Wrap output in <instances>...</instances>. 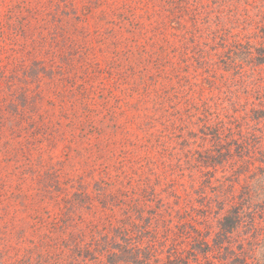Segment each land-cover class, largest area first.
Masks as SVG:
<instances>
[{
    "label": "trees",
    "instance_id": "obj_1",
    "mask_svg": "<svg viewBox=\"0 0 264 264\" xmlns=\"http://www.w3.org/2000/svg\"><path fill=\"white\" fill-rule=\"evenodd\" d=\"M263 35L264 0L5 6L0 264H264Z\"/></svg>",
    "mask_w": 264,
    "mask_h": 264
},
{
    "label": "rangeland",
    "instance_id": "obj_2",
    "mask_svg": "<svg viewBox=\"0 0 264 264\" xmlns=\"http://www.w3.org/2000/svg\"><path fill=\"white\" fill-rule=\"evenodd\" d=\"M15 1L16 0H0V11H3L5 9V6H8L10 3H13ZM260 35H261V32H260ZM261 69L263 70V73H264V67H261ZM260 94H264V90L263 89L260 90ZM127 100H129L133 104L135 103V100H132V99H127ZM247 100H248L247 105H246V111L247 112L251 109V106L253 104L256 107H259L260 100L258 99V96L257 95H252V96H249V97L242 95V100L240 102V105H243ZM236 110L237 111H236L235 115L236 116L240 115L241 114V108H237ZM132 112H133V110H129L128 111V118H127V120H129L130 124H131V122H132V124H136L137 121H135V120H136L137 112L135 111L134 114H132ZM247 116H248V114H247ZM132 120H134V121H132ZM124 122L126 123V125H129L127 121H124ZM262 122L264 124V119H262ZM260 126H262V124ZM132 128L134 130H136L135 127H132ZM217 176L219 177L221 175L218 174ZM83 177H84L83 178V181H81V182H82V184H84V187L87 188V190L89 191L92 188V186H93L94 180H92L91 178H87L86 175H84ZM70 189H71V192L75 191V187H72ZM49 210L51 211V213L55 212V209H53V208H49ZM95 212L97 214V211L96 210H95ZM92 216H93V212L92 211H90V212L87 211V212H83L82 213L81 218H86L87 219V222H89V220H91V219H93L95 217V216H93V217ZM44 217H46V215H44ZM75 219H77V217H75ZM95 222L96 221H94V223Z\"/></svg>",
    "mask_w": 264,
    "mask_h": 264
}]
</instances>
